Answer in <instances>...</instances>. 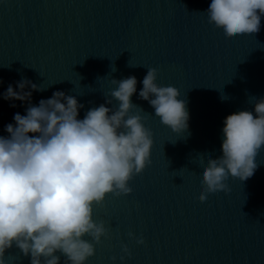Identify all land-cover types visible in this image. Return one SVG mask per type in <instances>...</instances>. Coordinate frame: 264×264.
<instances>
[{
	"label": "water",
	"instance_id": "obj_1",
	"mask_svg": "<svg viewBox=\"0 0 264 264\" xmlns=\"http://www.w3.org/2000/svg\"><path fill=\"white\" fill-rule=\"evenodd\" d=\"M210 3L0 0V136L8 135L4 128L15 113L26 114L28 101L2 98L22 78L45 89L32 92V105L63 91L84 105L79 119L100 104L118 107L105 103L118 86L112 79H137L131 101L143 111L130 114L144 117L153 133L151 164L128 182L131 193L107 194L93 205V220L104 222L107 235L85 264H264V146L249 179L229 176V191L198 199L207 160L222 155L225 117L253 111L264 97V16L258 33L226 38L208 23ZM147 68L156 69L159 86L177 88L186 101V132L173 133L138 98ZM4 259L30 264L15 246Z\"/></svg>",
	"mask_w": 264,
	"mask_h": 264
},
{
	"label": "clouds",
	"instance_id": "obj_2",
	"mask_svg": "<svg viewBox=\"0 0 264 264\" xmlns=\"http://www.w3.org/2000/svg\"><path fill=\"white\" fill-rule=\"evenodd\" d=\"M206 14L208 23L223 29L226 38L255 34L264 0H211ZM156 79V69L147 68L138 98L147 101L173 133L186 132V101L178 98L177 88L159 86ZM112 83L118 86L105 103L115 100L118 107L100 104L83 119L78 115L84 105L63 91L32 105V92L45 89L27 79L17 82V90L9 84L2 94L4 100L29 104L25 115L15 113L14 124L5 126L8 135L0 136V264L13 246L30 257V264H60L57 252L66 264H85L94 255V243L107 235L104 222L93 220V205H102L107 194L131 193L128 182L151 164L153 133L144 117L130 114L133 108L143 111L131 101L137 79L129 76ZM222 132V155L209 158L202 170L201 202L208 193L229 191V176L245 181L254 174L264 146V97L255 101L253 111L226 116ZM136 242L144 243L142 238ZM123 251H128L126 246Z\"/></svg>",
	"mask_w": 264,
	"mask_h": 264
}]
</instances>
